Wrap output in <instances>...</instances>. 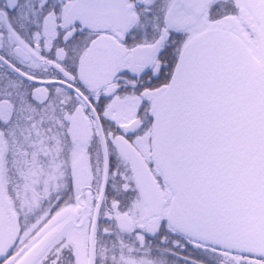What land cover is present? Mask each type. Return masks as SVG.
Returning <instances> with one entry per match:
<instances>
[{"label":"snow or ice","instance_id":"snow-or-ice-1","mask_svg":"<svg viewBox=\"0 0 264 264\" xmlns=\"http://www.w3.org/2000/svg\"><path fill=\"white\" fill-rule=\"evenodd\" d=\"M0 264H264V0H0Z\"/></svg>","mask_w":264,"mask_h":264}]
</instances>
